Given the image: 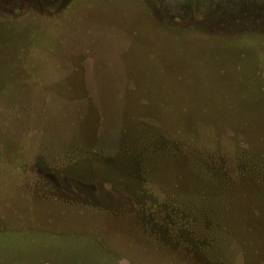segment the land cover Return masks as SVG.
Segmentation results:
<instances>
[{
    "label": "rangeland",
    "instance_id": "rangeland-1",
    "mask_svg": "<svg viewBox=\"0 0 264 264\" xmlns=\"http://www.w3.org/2000/svg\"><path fill=\"white\" fill-rule=\"evenodd\" d=\"M0 264H264V0H0Z\"/></svg>",
    "mask_w": 264,
    "mask_h": 264
}]
</instances>
